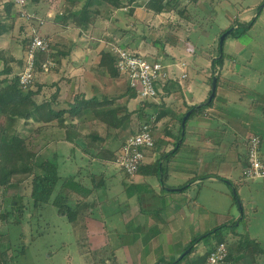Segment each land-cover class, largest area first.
Here are the masks:
<instances>
[{
  "label": "rangeland",
  "instance_id": "rangeland-1",
  "mask_svg": "<svg viewBox=\"0 0 264 264\" xmlns=\"http://www.w3.org/2000/svg\"><path fill=\"white\" fill-rule=\"evenodd\" d=\"M84 1H78L75 11ZM147 1L133 0L122 11L113 9L112 15L108 5L97 6L93 2L90 9L96 15L88 29L79 28L72 21H63L65 5L62 0H40L38 5L29 2L27 10L44 20L38 29L39 34L49 40L50 52L61 58L57 66L50 61L58 69L57 73L50 69L37 75L38 82L44 84L39 101L55 92L56 87L51 86L54 83L62 87V100L65 101L71 100L77 93H85L87 97L98 95L99 98L125 93V78L115 80L94 73L100 60L99 52H112L119 47L118 43H124L128 51L160 60L173 73L170 80L160 84L155 99L144 100L138 96L133 100L123 98L117 102L119 106L126 103L129 112H136L130 125L134 131L138 129L139 122L145 121H140L138 117V110L145 102L154 101L161 105L154 112L147 109L154 114L156 125L153 129L158 144L147 155L145 162H155L162 154L159 153L160 146L166 144L163 139L168 134L165 132L176 133L177 136L179 119L187 113L185 103L192 100V96L207 94L212 89L213 80L209 75L217 77L218 69L220 71V64L213 66V63L224 55L226 67L222 70V77L219 74V79L227 80L226 89L231 98L237 99V104L230 102L227 105L228 114L239 122L249 124L245 127L248 133L262 136L261 153L264 156V0H210L206 4L203 0H177L175 10L169 12L166 9L157 16L147 9ZM131 9L133 12H130ZM179 11L183 14L180 15ZM16 25L17 33H6L0 39V46L12 45V50L8 51L19 60L26 54L23 52V41L31 36L34 25L21 17L14 28ZM229 30L233 31L225 39L221 54L220 38ZM0 65L2 71V62ZM12 65L17 68V64ZM183 65L182 72L180 68ZM184 73L187 77L181 79ZM4 78L0 76V79ZM220 80L219 85H224ZM168 83H172L168 88L171 93L164 90ZM220 104L216 99L215 105L221 107L218 106ZM3 125L4 118L0 117V128ZM79 126L84 134L93 131L90 124ZM28 130L29 126L23 124L18 128L21 135ZM98 132L104 134L105 127L98 126ZM129 133L130 130L112 132L106 147L119 150L122 138L126 137V140ZM212 134L217 135L213 131ZM224 138L226 144L218 153L215 152L212 160L202 156L203 164L200 169L197 168V173H187V177L193 179L207 172L222 177L205 179L184 192L175 193L180 195L184 215H178L171 228H182L180 223L184 217L194 218L195 222L188 225V230L187 227L184 231L179 229L180 232L169 229L177 239L181 238L180 243L172 248L167 238L160 240L151 236L154 226L164 228V231L168 227L148 216L164 209L163 188L170 189L169 186L181 176L182 171L172 173L167 170L172 167L170 163L176 161L175 166L186 170L193 168L191 158L194 156L188 137L169 161L165 159L164 168L170 175L163 184L158 178L144 175L127 178L115 163L95 160V151L86 152L87 146L82 141H78L76 146L66 141L50 143L41 152L38 161L47 159L57 164L61 177L58 188L70 177L89 188L97 186L103 178V186L83 199L79 208L77 203L81 197L71 194L69 205L77 208L80 214L75 223L60 214L52 202L35 207L30 183L0 187V205L4 210H11L14 199H19L21 206H25L22 217H17L18 214L12 217V220L17 218L18 223L15 221L7 225L0 221L3 247L7 249L5 258L9 260L13 256L7 264H156L160 256L169 258L164 262L180 258L189 249L187 242L193 238L192 234L199 239L202 235L204 237L196 245L193 258L211 250L222 236L228 246L238 239L256 240L264 250V179L244 176L245 136L231 126H225ZM172 149L169 150L173 152L175 148ZM140 205L146 210L143 217L140 216ZM135 214L143 218V222L139 221L142 233L137 231ZM223 225L220 232L206 236L205 233L212 228ZM23 249L25 253H21ZM241 264H264V255L246 259Z\"/></svg>",
  "mask_w": 264,
  "mask_h": 264
},
{
  "label": "trees",
  "instance_id": "trees-1",
  "mask_svg": "<svg viewBox=\"0 0 264 264\" xmlns=\"http://www.w3.org/2000/svg\"><path fill=\"white\" fill-rule=\"evenodd\" d=\"M78 1L79 0H62L65 5L63 21L65 23L72 21L75 26L82 29H88L90 23L95 19L96 14L90 9L93 2H95L94 4L97 6H102L104 4L108 5L111 9V15L113 9L122 11L133 3V0H85L83 5L80 6V9L75 11V8L79 6ZM30 2H36L38 5L40 0H30ZM177 5V0H148L145 4L147 9L152 12L154 16L162 14L166 9L169 12L173 11L176 9ZM4 10L5 16L3 20L0 21V38L6 34L5 32H9L14 28V24L19 18V13H17L13 0L6 2ZM130 12H133V9H131ZM179 14H183V11H179ZM28 45L29 38L23 41V52H26ZM117 45L123 49H127L124 43H118ZM136 54L140 55V53ZM99 56L100 60L94 73L106 75L115 80L125 78L127 84L125 93L117 97L103 95L100 98L98 95L87 97L85 93H77L73 95L71 100L65 101L62 100V87L54 83L51 86L56 87L55 92L49 98L44 97L39 101L43 93L44 84L38 82L36 79L37 75L45 73L43 65L50 61L55 62L56 66L60 65L61 58L59 55L53 51L47 53L37 52L34 67L36 76L35 81L28 88H23L19 84V74L25 68V55L17 60L9 51H0V62H3V70L0 72V76H5L4 79H0V117L4 118V125L0 128V187L6 188L12 184L19 186L30 183L32 185L31 198L33 199L35 207L52 202L58 209V212L67 216L71 223H75L80 217L77 208L82 205L83 199L90 197L96 189L102 187L104 180L102 178L97 186L89 188L81 181H77L76 178L70 177L65 179L61 183L60 188H58L61 181L58 166L53 160L46 159L42 162L38 161L41 152L52 142L66 141L76 146L78 141H82L87 146L86 152H90L91 150L95 151L94 156L92 155L95 160L99 162L107 161L115 163L119 150L113 151L106 147L111 133L114 131L124 132L130 130V133L127 135L129 138L135 135L144 123L151 124L154 128V125H156V122L153 120L154 114L147 112V109L149 108L154 112L157 111L158 106H161L154 101L145 102L144 106L138 110L140 121H145L139 122L138 129L134 131L130 125L132 124V115L136 112H129L126 103L125 105L119 106L117 102L123 98H127L128 101L136 99L138 94L131 88L126 76L116 69L115 64L117 58L111 51L102 50L99 52ZM143 57L151 61H156V59L144 55ZM223 62L224 55L214 61L213 66L217 64L222 65ZM14 63L17 64V68L13 67L12 64ZM56 66L51 68L52 72H58ZM214 76L216 75L213 74L211 76V81ZM219 80V75H217V84ZM67 82H69V80ZM164 88L167 89L166 86ZM179 89L180 88H178V90ZM168 92L171 93L172 91L168 89ZM212 104L213 101L208 106H212ZM206 107L207 106H202L195 109L191 113L188 121L193 116L202 113ZM194 108L195 107H189L187 112ZM182 119L183 117L179 119L180 127L177 133L178 141L182 137ZM20 124H23L25 127L29 126V130L26 134H19L18 128ZM80 124H90L93 131L89 134L82 133L80 130L81 126H79ZM101 125L105 127L104 134L98 132V126ZM165 134L168 133L165 132ZM125 138L126 137L122 138L120 149L126 141ZM184 141L185 136L177 150L161 154L160 158L153 164H142L137 174L158 178L163 183L165 178H167V173L165 172L162 161L166 157V160L169 161L170 158L179 151ZM177 143L174 144V148ZM156 144H158V141L155 142L154 148L150 150L151 153L155 150ZM148 153L149 152L145 153V156H147ZM126 177L129 178L127 174ZM192 182H194V179H191V183ZM184 190L186 189L184 188ZM163 192L167 193L166 189L163 188ZM55 193L56 195L53 198ZM72 193L81 197L80 201L77 203V208H72L69 205V199ZM140 206L145 214L146 210L143 209L142 205ZM24 208L25 206H21L19 199L13 200L11 210H4L3 206L0 205V221L7 225L18 223V219L13 218L12 220V217L17 214V217H22ZM161 211L149 216L165 224L162 218H160ZM224 226L225 225L219 226L205 234L208 236L220 232ZM161 232L162 230L156 226L151 236L155 237ZM3 237L4 235L0 233V264H7L13 260V256L9 260H6L5 254L7 249L3 247ZM203 238V235L200 239L197 236L189 241L187 248H191V252L184 258L179 259L176 257V259L170 262L159 261L156 264H209V258L212 252L222 243L227 246L228 254L226 259L218 264H241L242 261L246 259H255L264 255L263 248L256 240L238 239L235 243L228 246L226 238L222 236L211 250L193 258L192 254L195 247ZM21 253H25V249H23Z\"/></svg>",
  "mask_w": 264,
  "mask_h": 264
},
{
  "label": "built area",
  "instance_id": "built-area-1",
  "mask_svg": "<svg viewBox=\"0 0 264 264\" xmlns=\"http://www.w3.org/2000/svg\"><path fill=\"white\" fill-rule=\"evenodd\" d=\"M13 1L18 8L19 17L34 25L25 54V68L19 74L20 86L28 88L33 84L36 77L34 71L36 53L50 52V42L38 32L39 27L44 24V20L27 10L30 0ZM112 53L117 58L116 69L126 76L131 88L144 100L155 99L160 84L171 79L173 72L168 71L160 60L151 61L121 47L114 48ZM52 67L51 62L43 65L45 72H48ZM180 69L183 72L184 65ZM186 77L187 74L184 73L180 78ZM155 142L153 126L144 123L135 135L126 139L118 152L115 164L129 177H134L144 162L145 153L154 148ZM261 142V137L254 134L247 139V157L244 169L246 178L264 179V158L261 156ZM227 254V246L223 243L218 245L209 258V264H218L224 261Z\"/></svg>",
  "mask_w": 264,
  "mask_h": 264
},
{
  "label": "crops",
  "instance_id": "crops-1",
  "mask_svg": "<svg viewBox=\"0 0 264 264\" xmlns=\"http://www.w3.org/2000/svg\"><path fill=\"white\" fill-rule=\"evenodd\" d=\"M7 1H9V0H5L3 2H0V21L3 20V17L5 16L4 5L6 4ZM199 1L201 2L202 0H199ZM203 1L206 4L210 0H203ZM17 31H18V26L16 25L15 28H13L9 32H5V33H17ZM3 36H5V34ZM2 37L0 39H2ZM11 47H13V46L12 45L9 46V47H6V46L1 47L0 46V51L12 50ZM2 64H3V62H2ZM218 67L220 68V71L218 69L217 74L218 75L220 74V76L222 77V74H221L222 70L225 69L226 66L224 65V63H222V65H219ZM226 69L228 70V68H226ZM0 72H1V70H0ZM209 77L211 78V73H210ZM221 82H223L224 85H219V83L217 84L216 95H215V99L213 100L212 106H207L206 109L202 113L193 116L188 121V123L186 125L185 140H187V137H188V141H190V143L192 145L191 148H192V153H193L194 157L191 158L192 159L191 166L193 168L192 169H187V170L186 169H182L181 167L175 166V162L176 161H172L170 163L172 167L168 168L167 170L171 171L172 173H174L176 171H178V172L182 171V172H181V176H180L181 178L178 177L179 179H175V183L172 186H169L170 189L171 188H174V189L182 188L183 190L180 191V192H184L185 191L184 188L187 189L188 187L192 186L193 184L203 183L202 181L205 180V179L212 180V178H214L216 176L217 177H222V176H219V174L210 175L209 174L210 172H207V173H203L202 177L196 176L197 178L194 179V182L191 183V179H193V177H187V175H188L187 173H189L190 171H193V172L197 173V168L200 169V166H202V164H203L202 156H203V159L208 158L209 160H212L213 157H214L215 152L218 153L222 149L223 144H226L225 138H224L225 126H231L241 136H245V156H244L243 169H245V166H246L247 139H248V137L250 135H253V134L254 135H258V136L261 137V141L263 142L262 136L260 134H257V133H251L250 134V133H248L249 130H247L245 127L249 126V124H244L242 122H239L235 117H232L233 115L231 116V115L228 114L229 110H227V105L230 102H232L233 104H237V99L236 98H231V93L229 92V90L226 89L225 85H226L227 80H223L222 79V80H220V83ZM171 84L172 83H170V84L168 83L167 86L165 85L167 89L164 88V90L168 91V88H169V86ZM187 88L189 89V87H187ZM210 91H211V89L208 91L207 94L203 93L201 96H195V95L192 96L193 97L192 100L187 101V104L185 103V105H187V108H186L185 112H187V109L189 107H197L199 105H202V104L206 103L208 101V99H209ZM216 99H217L218 102L222 103V104L218 105V106H221V107H217V105H215V100ZM224 103H225V105H224ZM185 112H183V113H185ZM212 131L217 133V135L212 134ZM168 135L166 136L165 139H163V141L166 144L160 146V149H159V153L160 154L161 153L163 154V153H166V152L170 153L171 150H169V149H172L174 147V144H176L177 141H178V135L176 136V133H173V134L172 133H168ZM262 142H261V146H262ZM184 143H185V141H184ZM149 153H151V151H149ZM206 155L208 157H206ZM261 156L264 158L262 153H261ZM147 157L148 156H145V159ZM145 159H144L143 164L149 165V164H153L154 163V161H152V160L150 162H145ZM165 159H167V157ZM165 159L162 161L163 165H165V163H166ZM169 175H170V173L167 174V177ZM102 192H105V191H102ZM166 192L167 193L163 192V194H164L163 198L166 201V205L164 206L163 210L161 209L162 210L161 211V218L165 222L166 228L168 227L167 228L168 230L164 231V228H160L159 227L162 230V232L157 234L155 236V238H159L160 240H161V238H163V239L165 238L164 240H166V238H167V240L169 242L168 244H169V246L171 245V248H172V246H174L175 244L180 243V241H181L180 239L181 238L177 239L176 238L177 236L173 235L174 233H171L169 231V229L170 230L173 229V228H171V224H174L176 222V220L178 219V215H184V207H183L182 203L180 202L181 201V199H179L180 195L177 196V194H175L177 192L179 193V191L168 192L166 190ZM107 198H108V196L106 197V199ZM139 210L143 214L142 215L140 213L141 214L140 216L143 217L145 214L141 210L140 206H139ZM150 215H152V214H150ZM140 216L137 217L136 214H135L134 215V219H135V223L137 224L136 225L137 231L141 232V230H142L141 228L142 227H140L141 224L139 223V221L143 222V218L140 217ZM146 216H148V215H146ZM148 217H152V216H148ZM194 222H195L194 218H189L188 219L187 217H184V220H182V223H180V224H182V228L176 227V228H174L171 231L172 232L173 231H177V230L179 232H180V230L184 231L186 229V227H187V230H188V225L189 224L193 225ZM155 228H156V226H154L153 229H155ZM215 228H217V227H215ZM212 229H214V228H212ZM169 232L171 233V235L169 234ZM182 233H179V234L181 235ZM140 236H138V239L140 238ZM192 236L194 237V234H192ZM188 241H189V239H188ZM187 243H189V242H187ZM168 253H171V252H168ZM171 256H172V254L169 255V257H171ZM164 259H169V258L168 257H164V256H160L158 261H165ZM170 261H166V262H170Z\"/></svg>",
  "mask_w": 264,
  "mask_h": 264
},
{
  "label": "water",
  "instance_id": "water-1",
  "mask_svg": "<svg viewBox=\"0 0 264 264\" xmlns=\"http://www.w3.org/2000/svg\"><path fill=\"white\" fill-rule=\"evenodd\" d=\"M233 30H229L227 32H225L221 38H220V52L222 54L223 52V46H224V42H225V39L231 34ZM216 89H217V77L214 76L213 77V82H212V89H211V94L209 96V99L206 103L202 104V105H199L197 107H195L194 109H192L191 111L187 112L186 115L183 117L182 119V132H181V139L178 141L175 149L177 150L180 146V144L182 143L183 141V137L185 136V130H186V122L188 121L189 117L191 116V113L197 109V108H200L202 106H208L213 100H214V97L216 95ZM168 192H172V191H182L183 189L180 188V189H166ZM234 194L236 195V191L234 190ZM241 211H242V207H241ZM191 252V248L187 249L186 251H184V253L181 255V257L179 259H182L184 258L187 254H189Z\"/></svg>",
  "mask_w": 264,
  "mask_h": 264
}]
</instances>
